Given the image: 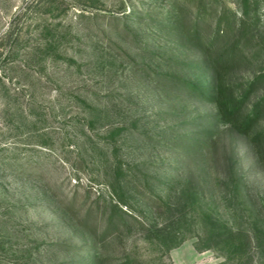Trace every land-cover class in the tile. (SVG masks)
Here are the masks:
<instances>
[{"label": "rangeland", "instance_id": "obj_1", "mask_svg": "<svg viewBox=\"0 0 264 264\" xmlns=\"http://www.w3.org/2000/svg\"><path fill=\"white\" fill-rule=\"evenodd\" d=\"M263 101L264 0H0V264H264Z\"/></svg>", "mask_w": 264, "mask_h": 264}, {"label": "trees", "instance_id": "obj_2", "mask_svg": "<svg viewBox=\"0 0 264 264\" xmlns=\"http://www.w3.org/2000/svg\"><path fill=\"white\" fill-rule=\"evenodd\" d=\"M217 34H218V33H217ZM218 36H219V34H218ZM210 49H213V47L210 48ZM213 67L216 68L217 65H216V66L213 65ZM260 78H261V77H258V78H256V80H259ZM263 102H264V101H263ZM252 115H253V114H252ZM246 122H247V123H251V125H252V123L254 122L253 117H248V118L246 119Z\"/></svg>", "mask_w": 264, "mask_h": 264}]
</instances>
